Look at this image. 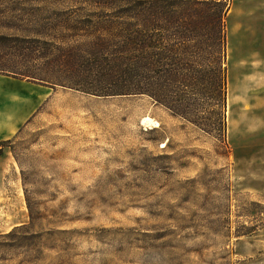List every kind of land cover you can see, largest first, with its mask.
Returning <instances> with one entry per match:
<instances>
[{"label": "rangeland", "instance_id": "rangeland-1", "mask_svg": "<svg viewBox=\"0 0 264 264\" xmlns=\"http://www.w3.org/2000/svg\"><path fill=\"white\" fill-rule=\"evenodd\" d=\"M73 2L0 0L6 68L55 82L0 74V234L29 225L0 264H264V0H232L223 126L208 80L159 102L28 62L24 37L92 39ZM14 92L36 96L20 124Z\"/></svg>", "mask_w": 264, "mask_h": 264}, {"label": "trees", "instance_id": "trees-1", "mask_svg": "<svg viewBox=\"0 0 264 264\" xmlns=\"http://www.w3.org/2000/svg\"><path fill=\"white\" fill-rule=\"evenodd\" d=\"M231 5L232 0H74L67 9L81 13L76 34L92 36L93 40L61 48L47 42L49 36L42 40L29 36L24 37L29 52H21L30 58L28 62L42 59L45 69L60 61L66 77L94 76L108 82L106 94H147L159 102L161 85L193 90L208 80L218 97L217 114L223 126L226 70L222 65ZM7 38L0 35L2 42L7 43ZM201 52H206L210 68L188 59H196ZM8 56V52L0 53V74L54 85L30 73L29 66L19 72L6 68ZM28 227L21 224L0 234V251L20 247L22 241L12 237Z\"/></svg>", "mask_w": 264, "mask_h": 264}, {"label": "crops", "instance_id": "crops-1", "mask_svg": "<svg viewBox=\"0 0 264 264\" xmlns=\"http://www.w3.org/2000/svg\"><path fill=\"white\" fill-rule=\"evenodd\" d=\"M3 77L11 78V79H14V80H17V81H20V82H22V81H25L26 83H31L32 82V81H28L26 79L15 78V77L9 76V75H3ZM10 96H12V97H19V98H25V97H27V99L24 102L17 104L15 106V111H13L14 116L16 118H18L17 119L18 124H20V123L24 122L29 117V115H31V113L33 112V109H32V106L31 105L35 101L36 96L24 95L21 92L11 93ZM12 128H13V125L11 127L9 126L8 130H11Z\"/></svg>", "mask_w": 264, "mask_h": 264}]
</instances>
